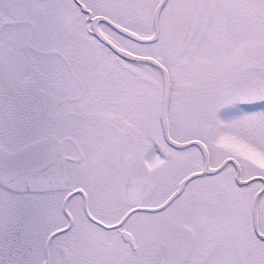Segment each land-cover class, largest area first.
I'll return each instance as SVG.
<instances>
[{
    "label": "snow or ice",
    "instance_id": "6c2138e0",
    "mask_svg": "<svg viewBox=\"0 0 264 264\" xmlns=\"http://www.w3.org/2000/svg\"><path fill=\"white\" fill-rule=\"evenodd\" d=\"M0 264H264V0H0Z\"/></svg>",
    "mask_w": 264,
    "mask_h": 264
}]
</instances>
